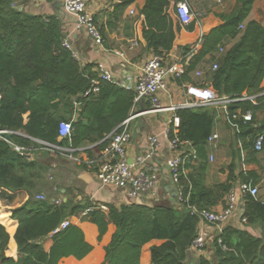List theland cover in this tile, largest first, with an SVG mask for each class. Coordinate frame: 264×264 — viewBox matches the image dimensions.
<instances>
[{"label": "trees", "instance_id": "16d2710c", "mask_svg": "<svg viewBox=\"0 0 264 264\" xmlns=\"http://www.w3.org/2000/svg\"><path fill=\"white\" fill-rule=\"evenodd\" d=\"M30 1L0 0V131L6 132L0 134V209L8 210L0 211V221L7 227L11 225L8 217L18 223L14 235L17 257L11 253L10 236L0 223V264H69L70 257L83 260L94 249L84 231L71 221L69 227L57 232L63 222L79 216L82 222L97 227L100 246L111 231L110 240L103 247L101 264H141L143 248L155 240L163 243L151 247L152 264H191L189 249L198 236L200 223V218L191 214V207L212 209L224 204L233 187L258 182L254 173L238 172L242 152L246 153V161L254 159L257 153L253 142L258 134L264 133L263 128L255 127L254 120L255 112L264 108L261 87L264 26L248 20L256 0H236L230 15L219 16L224 24L203 37L201 48L193 55L180 81H189L190 73L210 57L218 63V69L212 68L197 85H211L220 97L236 100L222 119L231 138V162L225 170L227 181L213 185L206 182L207 141L216 127V107L181 108L176 112L180 118L178 137L190 142L197 152V158L185 164L181 176L184 203L180 206L166 198L121 207L106 204L107 211L92 203L75 204L70 198L60 204L50 196L46 200L37 198L38 189L47 182L49 174L47 145L74 148L92 145L90 155H99L107 145L106 138L136 109V92L106 82L98 94L83 98L97 73L92 66L82 67L73 49L65 46L60 18L31 15L20 9ZM115 1L116 10L123 11L135 0ZM169 10V0H146L142 9L146 48L156 55L173 49L181 28L179 24L175 28ZM241 25L244 29H240ZM187 29L192 31L194 25H188ZM230 38L239 39L227 48L226 40ZM220 48L225 52L217 57ZM255 96L256 103L248 98ZM75 101L82 108L72 122ZM149 108L150 105H140L136 111ZM249 111L253 114L251 121L233 119L238 112ZM68 121L72 122L73 132L61 139L60 123ZM169 137L173 138L172 129ZM18 147L25 150L18 151ZM27 153L34 155V159H27L24 155ZM19 192H25L27 200L13 205ZM88 207L92 210L81 216ZM242 214L247 219V223L238 219L243 228L227 226L222 235L210 242L212 259L199 257L195 264H264V201L258 196H246ZM250 227L258 228L261 234L254 235ZM48 238L53 244L46 251L44 241Z\"/></svg>", "mask_w": 264, "mask_h": 264}, {"label": "crops", "instance_id": "0c3cea01", "mask_svg": "<svg viewBox=\"0 0 264 264\" xmlns=\"http://www.w3.org/2000/svg\"><path fill=\"white\" fill-rule=\"evenodd\" d=\"M170 1V16L174 21L175 28L179 24L180 30L176 33V39L173 49L164 54L169 63L177 62L185 59L192 52L194 45L198 42L201 35H208L213 29L224 24V21L219 17L220 15H230L236 6V0H189L191 11L194 14L195 21L194 29L189 31L188 26L182 25L176 14L173 0ZM88 10L93 14L96 27L101 34L103 41L98 44L95 39L88 33L86 28H79L78 21L75 16L66 12L64 7V0H31L26 5H21L20 8L26 13L36 16H57L63 22V29L65 32L66 42H69L71 47L79 56V62L82 67L92 66V71L97 73V68L102 63L113 75L114 79L125 82L126 80L131 84L136 85L142 76V70L145 63L156 56L152 50H147L146 41L143 37V30L145 24V17L142 15V9L146 5V0H135L131 5L123 11H117L115 0H87ZM135 11L132 15L131 11ZM248 20H255L264 26V0H256ZM239 38L227 39L226 47L233 46ZM138 43L136 47L131 48L134 43ZM187 49H190L188 52ZM187 52V53H186ZM196 53V52H195ZM194 53V54H195ZM193 54V55H194ZM123 55V56H122ZM222 53L217 52V57ZM191 60V59H190ZM190 62V61H189ZM214 62L210 57L201 61L196 69L190 73V80L187 82H180V79L172 78L168 80L167 91L160 92L158 97L163 106H176L179 109L189 108L192 103V98L188 96L187 89L183 84L188 83L192 85L200 84L201 80L212 70ZM196 72H202V77H197ZM183 83V84H182ZM261 87L264 89V79ZM264 95V92L263 94ZM255 103L257 97H248ZM141 105H149L142 102ZM216 107L217 123L213 134L219 135V140L213 145H208L207 157L209 158V169L206 172V182L208 185L220 184L227 181V173L225 171L226 165L231 162V150L229 148L230 134L226 127L220 125V120L223 117L218 114L217 110H221L223 115L225 111L213 104H199L191 108H205ZM81 106L73 116L72 122L78 117ZM173 113H155L146 114L135 119L131 124L132 139L127 148L128 159L135 160L137 156H145L149 147L150 138L158 136L161 145L157 150L155 160L145 165L147 169L151 165H157L160 170L159 181L157 186V194L154 201L159 202L161 199L173 200L169 193V186L171 185V174L166 164L167 158L170 155L168 143L165 139L164 132L168 129V123L172 119ZM255 127H261L264 131V108L255 112L254 116ZM224 121V120H223ZM72 124V122L68 121ZM61 140V139H60ZM243 143H239L242 147ZM63 147V146H61ZM94 146L87 145L81 148L64 147L71 150L68 154L72 158L58 154L50 150L49 174L47 176L48 195L52 197L53 201L66 202L69 198L75 204L92 203L95 206L105 207L106 204H111L116 207L127 205L130 203H150L153 198L151 194H144L138 200H132L128 197L123 189H114L111 187H104L97 179V172L99 168L98 163L89 165L88 160L95 159L98 155H90L89 151ZM192 148H187L190 151ZM246 153L242 152L241 166L239 171L252 172L257 178L258 182L253 185L261 186V199L264 201V152L257 153L256 157L250 161H246ZM34 159L32 155L31 159ZM78 159L79 161H76ZM192 159V158H190ZM189 159V160H190ZM214 160L217 166L210 164ZM223 165H219L218 162ZM140 170V168H138ZM237 172V173H238ZM27 200L25 192H19L14 196L13 205H20ZM173 202V201H172ZM223 204L212 208L213 210H220ZM89 208V207H88ZM5 212V211H4ZM83 213H81L82 216ZM10 227L5 226L7 233L10 236L9 249L11 253L17 257L18 247L14 239V235L18 228V223L13 221L10 217ZM75 225L79 226L85 233L87 241L94 246L93 251L79 261L74 257H70L69 264H101L104 258L103 247L110 240V233L104 238L103 243L97 244L98 229L95 225L89 222H82L79 217H72L69 219ZM229 226L236 228H243L238 223V219L232 221ZM248 229V228H247ZM254 235H260L261 230L249 228ZM214 237V236H213ZM212 237V238H213ZM209 240L207 248L202 253L192 252L190 255L191 264H195L197 258L205 257L208 260L212 259L213 246ZM163 241L155 240L147 244L141 254V264H152L151 262V247L159 246ZM53 241L48 238L44 241V248L49 251L52 247Z\"/></svg>", "mask_w": 264, "mask_h": 264}, {"label": "built area", "instance_id": "2783aa9c", "mask_svg": "<svg viewBox=\"0 0 264 264\" xmlns=\"http://www.w3.org/2000/svg\"><path fill=\"white\" fill-rule=\"evenodd\" d=\"M174 7L176 9L179 20L184 26H188L195 21L194 14L191 11L189 0H173ZM87 0H64V7L68 14L76 17L79 28H86L88 33L95 39L98 44H101L103 38L99 33L93 14L88 10ZM134 15L135 11H131ZM240 29H244V25L240 26ZM203 35L200 36L198 42L194 45L192 53L185 59L169 63L164 55H156L150 58L144 65L142 70V76L135 85V105L138 106L145 102L150 105L149 109L136 111L129 118H127L119 126L118 130L109 135L107 145L100 152V154L92 160H88L89 165L94 163L99 164L97 179L104 187H111L114 189H123L126 191L128 197L132 200L140 199L144 194H151L153 200H155L157 192V186L159 181L160 170L157 165H151L147 169L146 164L155 160L157 150L161 145V141L158 136L150 138L149 147L145 156H137L135 160H129L127 156V148L132 139L131 124L140 116L146 114L155 113H173L172 119L168 123V129L165 130L164 136L168 143V149L170 152L167 158L166 164L169 168L171 179L177 187V197L175 203H184V187L181 183L182 173H185L184 166L190 158L196 159L197 152L192 147L190 142H183L178 137V129L180 126V118L176 115L179 110L176 106H163L158 95L160 92L167 91L168 80L172 78L182 79L186 74L190 59L193 54L201 48L203 42ZM138 43H134L131 48L136 47ZM67 48L73 49L71 45L66 42ZM220 52L224 53L225 49L220 48ZM73 55L79 60L77 52L73 50ZM123 56V55H122ZM218 63H214L213 70L218 69ZM197 77H202V72H196ZM112 73L100 63L97 68V77L91 80L90 88L83 94V98H89L92 95H96L100 92L101 86L106 82L113 83ZM187 89V94L192 98V103L189 108L199 104H213L214 106L221 107L226 114H228V106L236 100L226 97H220L217 91L211 85H192L188 83L183 84ZM76 109L80 108V103L74 102ZM253 114L249 111L246 114L238 112L233 116L236 121L243 118L245 122L252 120ZM172 129L173 138H170V132ZM73 132L72 124L69 122L60 123V138L70 137ZM219 140L218 134H212L208 138V145H213ZM43 144V143H42ZM254 150L256 153L264 152V133L258 134L254 142ZM47 145V144H46ZM50 150L70 157L68 154L71 150L57 145H47ZM187 148H192L187 151ZM18 151L25 150L23 148H17ZM79 161L78 159H75ZM140 168V170H138ZM184 170V171H183ZM259 194V187L250 183H240L238 186L233 187L230 193L224 199L223 207L220 210L213 209H199L197 207H191V214L197 215L200 218L198 236L193 241L189 249V254L192 252L202 253L208 246L209 240L214 236L218 238L223 234L224 229L229 226L235 219H241L242 223H247V219L240 215V211L243 209V200L246 196L257 197ZM40 200H46L43 194L37 196ZM188 200V199H186ZM57 204L61 203V200L56 201ZM104 211L105 207H101ZM92 209L88 208L82 214L85 216ZM71 224L70 220H66L61 224L58 231L64 230ZM219 244L222 243L219 239ZM225 249V247H224Z\"/></svg>", "mask_w": 264, "mask_h": 264}, {"label": "rangeland", "instance_id": "374dc122", "mask_svg": "<svg viewBox=\"0 0 264 264\" xmlns=\"http://www.w3.org/2000/svg\"><path fill=\"white\" fill-rule=\"evenodd\" d=\"M78 110H79V109H76V108H75V112H78ZM217 111H218V114H220L221 117L224 116V115H223V112H222L221 110H217ZM219 123H220V125L226 127L225 122H224L222 119L220 120ZM229 148H230V146H229ZM230 149H231V148H230ZM49 157H50V156H49ZM49 157H48V158H45V159H46V160H50ZM45 159H44V160H45ZM218 163H219V165H221V166L223 165V163L220 162V161H219ZM210 164H212L213 166H217V162H216V160H214L213 162H211V160H210ZM227 166H228V165H226L225 170H227ZM239 166H241V161L239 162ZM46 183H47V182H46ZM46 183H44L43 186H40V187H39V189H38V195L43 194V195L47 198V197H49L50 195H48L49 193H48V189H47V185H46ZM258 187H259L258 198H261V186H258ZM1 210L6 211V212L8 211V210L3 209V208H1L0 211H1Z\"/></svg>", "mask_w": 264, "mask_h": 264}, {"label": "water", "instance_id": "95a60500", "mask_svg": "<svg viewBox=\"0 0 264 264\" xmlns=\"http://www.w3.org/2000/svg\"><path fill=\"white\" fill-rule=\"evenodd\" d=\"M21 9V8H20ZM69 43V42H68ZM70 44V43H69ZM113 83H115V84H118V85H120V86H122V87H124V88H127V89H134L135 88V85L134 84H131L130 82H128L127 80L125 81V82H121V81H118L117 79H113ZM0 134H6V132H1L0 131ZM38 142H40V141H38ZM42 143V142H41ZM46 145V144H45ZM25 155V157L27 158V159H31V157H32V154H24ZM170 188L168 189L169 190V193H170V195H171V197L173 198V203H175V201H176V197H177V187L175 186V184L173 183V180H171V185L169 186ZM150 192V191H149ZM148 192V193H149Z\"/></svg>", "mask_w": 264, "mask_h": 264}]
</instances>
